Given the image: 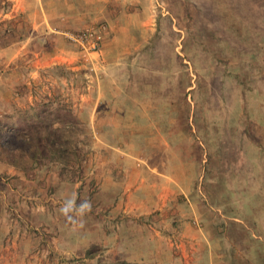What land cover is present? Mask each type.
I'll list each match as a JSON object with an SVG mask.
<instances>
[{
    "label": "rangeland",
    "instance_id": "374dc122",
    "mask_svg": "<svg viewBox=\"0 0 264 264\" xmlns=\"http://www.w3.org/2000/svg\"><path fill=\"white\" fill-rule=\"evenodd\" d=\"M38 3L53 24L32 34L35 2L0 0V264H264V0H137L142 30L112 33ZM97 25L96 51L65 37ZM153 188L172 199L159 235L108 220ZM73 193L82 226L58 211Z\"/></svg>",
    "mask_w": 264,
    "mask_h": 264
},
{
    "label": "crops",
    "instance_id": "0c3cea01",
    "mask_svg": "<svg viewBox=\"0 0 264 264\" xmlns=\"http://www.w3.org/2000/svg\"><path fill=\"white\" fill-rule=\"evenodd\" d=\"M31 1L35 2L36 6L35 8L34 6L30 8L33 10H31V14H30L31 24L29 26V31L32 34H37V33H41V31L44 32L46 30H50L51 25L53 24L52 23L53 21L49 20L48 12L46 13V11H49L47 9V7L49 8L48 6L49 4H44L43 6V4L40 5V3H38L39 1H42V0H31ZM62 1H63V5L60 7L61 9L59 8V6H58V9L56 10L52 9L55 15L54 20L57 21L58 28L63 29L68 26L69 27L76 26L80 28L81 26L85 24H88L89 26L92 24L107 23L110 26L109 31H108L109 33L110 32L112 33L113 31H115L116 28L118 29L120 25L122 27L123 26L129 27V29H127V31L129 32L133 30V28H131L133 25H136L139 28L137 30H142L141 28L142 26L140 25V22L139 23L136 22L138 21L137 18L140 16V14L138 13L139 11L137 9L131 8V6L133 7V5H136L135 2L137 0H62ZM44 8L46 10L45 13L43 11ZM41 9L43 10L41 11ZM59 10L61 11L57 13V11ZM141 24H146V23L142 22ZM119 30H122V29L120 28ZM20 49H22V47ZM19 53H17L16 55L14 54L15 62L16 60H19L21 58V56L20 58H18ZM104 173L105 172H102V171L97 172L95 176V177H98L96 179H98V183H100V185L98 186V189H99L98 191L100 192L98 193H101V192L113 193L112 192L113 189L110 187L111 186L114 187V184L111 183V180L115 182L114 180L115 174L113 173V170H111V174L112 173L113 174L110 176L109 174H104ZM118 173H121V171H119ZM145 175H150L151 177H153V179L150 181L152 184V185L150 184V186L152 187L157 186L160 182L161 184H167L170 186L173 185L171 182H166V180L160 179L161 176L165 177V175L159 173L158 169H149V172H145ZM108 180H110L109 183H107ZM102 181H104L103 184H102ZM152 190L156 191L155 192L156 196L153 199L154 203L151 206H149L147 209H144V210L138 209V207H140L138 205L130 207L128 204H125V207L123 206L119 207V206H114L113 204H110V207L107 208L109 212L108 220L109 221L112 220L113 216H115V220L118 222L119 220H122L120 224H124L125 222H126L125 224H128L130 223L129 221L131 220V224H132V226H130L131 232H136L137 230L136 222H140V223L148 222V224L152 226L151 230L159 235L158 230L163 231L162 223H166L165 220L161 219L163 217L162 211H166L165 209L169 210L171 205L170 206L168 205L169 206L168 208L166 207V204L170 202L172 199L166 202L163 192L160 194L158 193L159 189L157 190L153 188ZM127 191L128 190H124L123 192L127 194L128 198H130L131 194ZM142 215H146V217L145 216L143 217ZM174 215H175V212H173V214L170 213V218L173 219L174 221L172 223L173 225L170 230V233H171V237H173V239L176 242L175 237L178 238V236L181 234V231H183V226L185 227V225L187 226V224L183 225L181 218H177ZM130 216H132V218H130ZM139 216H141L142 218L138 219ZM153 239H156V238H153ZM170 247L174 248V245L171 244ZM159 248H162V247H159ZM157 251L159 252V250Z\"/></svg>",
    "mask_w": 264,
    "mask_h": 264
},
{
    "label": "clouds",
    "instance_id": "9594fccd",
    "mask_svg": "<svg viewBox=\"0 0 264 264\" xmlns=\"http://www.w3.org/2000/svg\"><path fill=\"white\" fill-rule=\"evenodd\" d=\"M58 211L69 224L80 223L82 226L83 218L92 211V203L87 199L79 200L73 193L61 201Z\"/></svg>",
    "mask_w": 264,
    "mask_h": 264
},
{
    "label": "built area",
    "instance_id": "2783aa9c",
    "mask_svg": "<svg viewBox=\"0 0 264 264\" xmlns=\"http://www.w3.org/2000/svg\"><path fill=\"white\" fill-rule=\"evenodd\" d=\"M105 30L104 25H97L78 34L67 33L65 37L85 50L96 51L100 47Z\"/></svg>",
    "mask_w": 264,
    "mask_h": 264
}]
</instances>
